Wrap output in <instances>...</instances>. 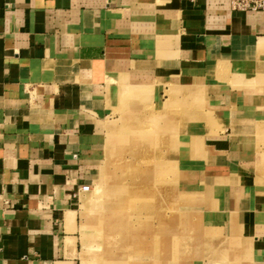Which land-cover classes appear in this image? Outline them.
Masks as SVG:
<instances>
[{
  "label": "crops",
  "instance_id": "crops-1",
  "mask_svg": "<svg viewBox=\"0 0 264 264\" xmlns=\"http://www.w3.org/2000/svg\"><path fill=\"white\" fill-rule=\"evenodd\" d=\"M221 71L227 95L199 135L217 180L236 172L245 259L264 264V12L229 0H0V264H80L82 158L109 110L160 78L219 88L205 76Z\"/></svg>",
  "mask_w": 264,
  "mask_h": 264
},
{
  "label": "rangeland",
  "instance_id": "rangeland-1",
  "mask_svg": "<svg viewBox=\"0 0 264 264\" xmlns=\"http://www.w3.org/2000/svg\"><path fill=\"white\" fill-rule=\"evenodd\" d=\"M226 75L205 76L220 83L215 89L194 77L182 88L174 76L160 78L109 110L82 158L89 189L78 204L80 264L145 254H165L171 259L159 262L168 264H249L236 172L224 170L219 182L222 169L199 135L216 125L212 100L227 95Z\"/></svg>",
  "mask_w": 264,
  "mask_h": 264
},
{
  "label": "built area",
  "instance_id": "built-area-1",
  "mask_svg": "<svg viewBox=\"0 0 264 264\" xmlns=\"http://www.w3.org/2000/svg\"><path fill=\"white\" fill-rule=\"evenodd\" d=\"M232 10L236 11H260L264 12V0H229ZM83 191L89 189L88 185L81 187Z\"/></svg>",
  "mask_w": 264,
  "mask_h": 264
},
{
  "label": "bare ground",
  "instance_id": "bare-ground-1",
  "mask_svg": "<svg viewBox=\"0 0 264 264\" xmlns=\"http://www.w3.org/2000/svg\"><path fill=\"white\" fill-rule=\"evenodd\" d=\"M99 223H100L101 226L103 225L102 222H99ZM105 223H107V222H105ZM105 223H104V226H105V228L107 230H108V228H112L111 227L112 225H108V224L105 225ZM107 254L108 253H105V256H107ZM142 257H146L147 258V255L146 254L142 255V256L134 255L131 260H129L128 258H122V260L116 258V259L110 260L109 264H137V263H133V261L135 259L138 260V261L140 260L139 264H145V263L146 264H168L166 261L165 262L164 261L159 262V259H171L170 257H167V255H165V254L164 255L157 254L156 256L152 254L151 257H148V258H151V259H145V258L143 259ZM152 259H153L154 262L151 261Z\"/></svg>",
  "mask_w": 264,
  "mask_h": 264
}]
</instances>
